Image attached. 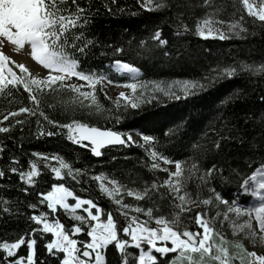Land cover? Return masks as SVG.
I'll use <instances>...</instances> for the list:
<instances>
[{
	"label": "snow or ice",
	"instance_id": "snow-or-ice-1",
	"mask_svg": "<svg viewBox=\"0 0 264 264\" xmlns=\"http://www.w3.org/2000/svg\"><path fill=\"white\" fill-rule=\"evenodd\" d=\"M111 2L115 4L116 0ZM139 2L141 7L148 11H160L170 6L164 0ZM203 4L212 7L210 0H203ZM232 7L237 11L246 12L247 16L253 18V23L259 21L260 26L264 27V0H259L258 3L255 0H236ZM108 11L111 12L112 9L109 7ZM217 11L213 8L211 13L197 21L195 32L199 37L224 40L230 35L240 36L248 32L243 23L245 19L243 15L228 21L214 20ZM91 14V9L82 7L78 0H0V94L7 92L8 95H12V89L23 88L28 94L27 98L32 102V106H21L16 111L3 114L0 125L3 121H9V124L0 126V133L9 134L17 125L23 129V125L30 122L28 117H35L37 137L64 135L67 141L89 148L92 155L101 157L104 154L102 150L108 146L136 143L132 134L96 126L88 120L74 117L70 118L69 122L60 123L51 119L42 109V94L46 91L58 96L62 92L69 93L68 100L61 98L60 106L70 111L77 109L87 111L90 120L92 116L100 117L110 111L96 95L97 85L105 80L108 84H116L130 90L117 94L114 101L117 110L121 107L139 109L142 103H150L153 99L159 100L161 95L172 100L188 98L205 90L219 75L231 77L237 71L236 67H224L222 72L216 69L215 74L204 77L203 82L174 80L169 83L145 82L140 78L139 67L121 59H114L110 67L115 74L126 76L127 79L124 81L78 70L79 57L86 58L90 49L95 46V41L85 34L91 23ZM216 23L227 24V32L215 27ZM181 26L188 30L187 24L181 22ZM152 39L159 45L168 43L162 38L160 30L154 32ZM9 45L17 52L21 49L30 51L31 58L38 66H42V69L38 67V71L47 70L46 74L36 75L24 63L17 62L10 54H6L2 49ZM112 51L123 53L125 49L115 47ZM244 67L251 69L250 65ZM260 70L264 71V65ZM72 77L85 81L91 90H82L84 84L67 83L66 81H70ZM47 107L51 109L57 105L50 103ZM21 114H26L24 119L18 118ZM10 117L14 123L10 121ZM116 120L119 121L120 116H117ZM44 122L51 125L54 130L46 129ZM142 139L145 144L152 145L154 142V137L150 135H142ZM216 147L219 148L220 145L216 144ZM4 150L5 146L0 143V156ZM32 155L38 159L29 160L28 170H22L17 166L20 161L15 156L11 157V164L7 169L10 173L17 174L25 185L37 184V178L42 172L41 162L58 180L67 176L80 184L81 177L87 175L86 169L73 167L72 163L59 154L34 152ZM149 156L152 160L150 164L152 170L160 169L159 161H163L165 164L174 163L175 171L163 169L168 176L162 183L157 180L146 182L142 189L126 188L117 179L103 172L91 176L92 180L98 182L100 192L119 206L118 211L125 217L126 226L118 225L113 213L111 211L105 213L93 199L82 198L63 182L53 183L50 191L38 193L39 205H46L49 211L41 210L36 214L38 204H27V207L33 210L29 220L35 222L37 227L31 228L30 234H22L14 241L0 242V264H38L35 247L37 234L40 236L51 234L45 248L51 257L57 259L58 264H107L106 250L109 246H114L120 254L121 264H234L235 261H239V264H264V251L249 250L242 240H229L216 227L217 220L223 215V220H219V223L221 225L225 221L231 223L233 235L243 233L250 244L264 249V163L242 178L240 187L245 193H251L255 197V202L250 208H241L237 201L224 198L215 188L210 189L212 195L208 198L199 199V193L208 184L209 178L218 171L215 165L198 177L200 184L197 186L198 191L194 199L192 193L188 191V184L193 180L194 173L199 171L196 164L185 168L181 161H172L156 150L150 151ZM52 161L57 163L53 164ZM5 176L6 171L0 170V177ZM162 188L165 191H161ZM22 191L27 192L28 188L25 187ZM123 194L134 197L137 201L148 199L153 202L156 209H159V205L155 204L157 196L160 200L167 198L171 201L172 211L167 217L155 215L153 206L133 207L124 203ZM69 198L74 202H69ZM214 201L217 207L223 205L226 210L223 213L216 211L211 217L204 211H196L194 217L182 218L184 213L192 210L189 205L197 207L201 203L212 205ZM3 203L8 205L9 202L4 200ZM58 209L68 214L76 223L66 228L60 219H50V214L55 215ZM127 209L136 214L143 213L147 218L129 215V212L125 211ZM78 210L86 215L80 214ZM2 211L8 213L10 209L5 207ZM230 214H234L235 219ZM105 215L106 219L102 218ZM240 217L246 219L239 222ZM253 220L258 227L253 226ZM153 221L155 226H151ZM193 221L196 229L190 230L189 225ZM85 232L89 239L76 238L78 234ZM22 246L26 247V256L19 254ZM130 248H134L136 252H130Z\"/></svg>",
	"mask_w": 264,
	"mask_h": 264
},
{
	"label": "trees",
	"instance_id": "trees-1",
	"mask_svg": "<svg viewBox=\"0 0 264 264\" xmlns=\"http://www.w3.org/2000/svg\"><path fill=\"white\" fill-rule=\"evenodd\" d=\"M78 2L82 7L91 9V23L85 34L95 41L87 57H79L78 70L124 81L126 78L117 76L110 68L114 59H121L139 67L143 81L169 83L174 80L203 82L204 77L215 74L216 69L222 72L224 67H236L237 71L231 77L219 75L205 90L188 98L172 100L161 95L159 100L142 103L139 109L121 107L117 110L114 104L116 98L108 96L102 84H98L97 98L110 111L100 117L92 116L90 120L87 111H70L60 106L61 98L69 99L70 94L67 92L58 96L46 91L41 95L42 109L51 119L60 123L69 122L74 117L125 134L134 132L141 137L153 136V144H146L150 151L156 150L172 161H181L185 168L197 165L199 171L194 173L193 180L188 184V191L194 199L200 184L198 177L215 165L218 171L209 178L208 184L199 193V199L208 198L212 195L210 189L215 188L224 198L235 200L241 208H246L250 196L242 190L240 182L246 174L264 163V71L260 70L264 65V27L260 26V22L253 23V18L247 16L246 12L233 8L236 0H210L212 7L204 5L203 0H164L170 6L160 11H148L141 7L138 0H116L115 4L111 0ZM109 7L111 12L108 11ZM213 8L218 10L214 20L228 21L243 15V23L248 32L240 36L230 35L224 40L199 38L195 24L211 13ZM181 22L188 25V30L181 26ZM223 26L227 27V24ZM156 30H160L162 38L168 41L166 45H159L152 39ZM115 47H122L125 52L114 53L112 49ZM244 65H250L251 69ZM27 96L23 88L12 89V95L7 92L0 94V120L8 111L32 106ZM50 103L57 107L48 108ZM25 116L21 114L18 118L24 119ZM117 116H120L119 121L116 120ZM9 119L14 123L11 117ZM35 119L28 117L30 122L23 125V129L17 125L9 134L0 133V143L5 146L0 156V170L6 171V176L0 177V242L14 241L22 234H30V229L37 227L35 222L29 220L33 210L27 204H38L36 214L41 210L49 211L46 205H39L38 193L50 191L53 183L63 182L82 198L93 199L105 213H113L118 225L126 226L127 221L118 211L119 206L100 192L98 182L92 180L91 176L103 172L126 188L135 189H142L146 182L151 183L153 180L162 183L168 176L161 169L150 168L151 157L142 146L128 144L110 147L103 150L104 154L100 158H94L89 148L67 141L64 135L37 137ZM44 123L46 129L54 130L51 125ZM8 124L9 121H3L0 126ZM216 144L220 147L217 148ZM34 152L59 154L73 167L86 169L87 175L81 177L80 184L67 176L58 180L41 162L42 172L37 178V184L25 185L17 174L7 169L11 157L15 156L20 161L17 166L28 170L29 160L38 159L32 155ZM25 187L28 188L27 192L22 191ZM123 199L124 203L133 207L153 206L155 215L167 217L172 211L171 201L167 198L160 200L157 196L155 204L159 205V209L148 199L137 201L126 194H123ZM4 200L9 202L8 205L3 203ZM5 207L10 209L8 213L2 211ZM189 207L192 210L184 213L182 218L194 217L196 211H204L211 217L216 211L222 213L226 210L223 205L217 207L215 201L212 205L201 203L198 207ZM125 211L129 215H139L141 219L147 218L143 213L136 214L131 209ZM49 218L60 219L66 228L76 223L59 209L55 215L50 214ZM102 218L106 219V215ZM154 224L153 221L151 226ZM216 227H220L218 220ZM189 228L196 229L194 221ZM221 231L225 235L226 230L223 228ZM35 238L38 264H58L57 259L51 257L45 248L51 234H37ZM79 239L87 240L86 232ZM129 251L136 252L134 248ZM19 254L26 256L25 246L21 247ZM106 262L121 264V256L114 246L106 250Z\"/></svg>",
	"mask_w": 264,
	"mask_h": 264
},
{
	"label": "rangeland",
	"instance_id": "rangeland-1",
	"mask_svg": "<svg viewBox=\"0 0 264 264\" xmlns=\"http://www.w3.org/2000/svg\"><path fill=\"white\" fill-rule=\"evenodd\" d=\"M138 1H139V0H138ZM255 2L258 3L259 0H255ZM139 4H140V2H139ZM214 26L217 27V28H221L222 30H224L225 32H227V27H225V26H223V25H221V24H217V23H216ZM199 38H201V37H199ZM216 39H218V38H216ZM2 50H4L6 54H10V55L12 56V58H13L14 60H16L17 62H22L21 58L26 59L28 62H27V63L22 62V63H24V64L29 68V70L32 71L34 74L39 75V76H43V75L46 74L47 70L38 71V67H39L40 69H42V66H38L37 63L31 58V56H30V51H25L24 49H21L19 52H17V51L15 50V48H14L13 46H10V45L7 46V47H5V48L2 49ZM29 64H32V67H34V69H31ZM14 70L18 71V69H14ZM66 82H67V83H79V84H84L85 87H84L82 90H84V91H90V90H91V89H89V88L87 87L85 81H80V80H78V79L75 78V77H72L70 81H66ZM103 87H104L105 91L107 92V95L110 96V97H112V98H116V96H117V93H115L116 91H115L114 88H123V87L112 86L111 84H108L107 82H104V83H103ZM127 91H130V90H127ZM127 91H126V92H127ZM132 136H133V139L136 141V143H133L135 146H141V145H143L142 147L145 148V149H147L148 152H150L148 146L145 144V142L143 141V139H142L140 136H138V135H136V134H135V136H134V135H132ZM52 163H53V164H56L57 162H56V161H52ZM159 163H160V165H161V168H160L161 170H163V169L166 168V169H168L169 171H175V164H174V163H171V164H165L163 161H159ZM109 186L111 187V185H109ZM247 194H249V196H250V202L248 203V205H247L246 207H247V208H250V207L253 205V203L255 202V197H253V196L251 195V193H247ZM117 198H119V197H117ZM123 200H124V199H123ZM112 201H113V200H112ZM69 202H74V201L72 200V198H69ZM113 202H114V201H113ZM93 211H95V210H93ZM78 212H80V214H84V215H86V214L83 213L81 210H78ZM214 213H215V212H214ZM222 213H223V212H222ZM67 215H68V214H67ZM230 215L232 216L233 219H235V215H234V214H230ZM69 217H70V216H69ZM70 218H71V217H70ZM244 219H246V217H240V218H239V222H243ZM219 220H223V215L220 216V218L218 219V221H219ZM154 226H155V224H154ZM253 226H254V227H258V225L256 224L255 220H253ZM40 227L42 228V226H40ZM223 228L226 230V231H225V236H226L227 239H229V240L240 239V240H242V242H244V243L246 244L245 246H248L247 248H248L249 250H255V251H258V250H259V251H261V250L263 251V250H264V249L258 248L257 246H253L252 244H250V243L247 241V239L244 238L243 233H237L236 235H233L232 225H231V223H229L228 221H225L223 225L220 224L219 229H220V230H223ZM87 238H88V237H87ZM88 239H89V238H88ZM233 250H234V249H233ZM234 264H239V261H235Z\"/></svg>",
	"mask_w": 264,
	"mask_h": 264
},
{
	"label": "bare ground",
	"instance_id": "bare-ground-1",
	"mask_svg": "<svg viewBox=\"0 0 264 264\" xmlns=\"http://www.w3.org/2000/svg\"><path fill=\"white\" fill-rule=\"evenodd\" d=\"M21 60H22V62H24V63H27L28 61L26 60V59H24V58H21ZM30 65V68L31 69H34V67H32V64H29ZM116 87H119V86H116ZM115 89V93H119L120 91H127V89H125V88H114Z\"/></svg>",
	"mask_w": 264,
	"mask_h": 264
},
{
	"label": "water",
	"instance_id": "water-1",
	"mask_svg": "<svg viewBox=\"0 0 264 264\" xmlns=\"http://www.w3.org/2000/svg\"><path fill=\"white\" fill-rule=\"evenodd\" d=\"M120 146H122V145H114V146H108V147H106V148H110V147H120ZM105 148V149H106ZM104 150V149H103ZM102 150V151H103ZM91 153V152H90ZM92 155V154H91ZM94 158H100V157H95L94 155H92ZM82 235V233L81 234H78L77 236H76V238H78V237H80Z\"/></svg>",
	"mask_w": 264,
	"mask_h": 264
}]
</instances>
